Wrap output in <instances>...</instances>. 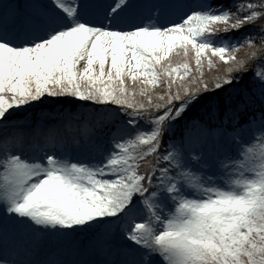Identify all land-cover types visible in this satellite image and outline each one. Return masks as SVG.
<instances>
[{"label":"snow or ice","instance_id":"obj_1","mask_svg":"<svg viewBox=\"0 0 264 264\" xmlns=\"http://www.w3.org/2000/svg\"><path fill=\"white\" fill-rule=\"evenodd\" d=\"M0 264H264V0H0Z\"/></svg>","mask_w":264,"mask_h":264},{"label":"trees","instance_id":"obj_2","mask_svg":"<svg viewBox=\"0 0 264 264\" xmlns=\"http://www.w3.org/2000/svg\"><path fill=\"white\" fill-rule=\"evenodd\" d=\"M239 53H241V56L239 57H243L245 55V50H241ZM205 71H207V69Z\"/></svg>","mask_w":264,"mask_h":264},{"label":"rangeland","instance_id":"obj_3","mask_svg":"<svg viewBox=\"0 0 264 264\" xmlns=\"http://www.w3.org/2000/svg\"><path fill=\"white\" fill-rule=\"evenodd\" d=\"M238 56H241V53H238Z\"/></svg>","mask_w":264,"mask_h":264}]
</instances>
